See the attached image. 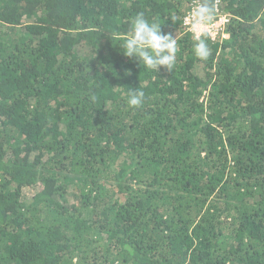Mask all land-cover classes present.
<instances>
[{
    "label": "trees",
    "instance_id": "obj_1",
    "mask_svg": "<svg viewBox=\"0 0 264 264\" xmlns=\"http://www.w3.org/2000/svg\"><path fill=\"white\" fill-rule=\"evenodd\" d=\"M192 1L0 0V264H264V0L207 60ZM138 13L171 71L123 54Z\"/></svg>",
    "mask_w": 264,
    "mask_h": 264
},
{
    "label": "clouds",
    "instance_id": "obj_2",
    "mask_svg": "<svg viewBox=\"0 0 264 264\" xmlns=\"http://www.w3.org/2000/svg\"><path fill=\"white\" fill-rule=\"evenodd\" d=\"M188 20L195 41L194 54L200 60H207L211 54L207 42L208 28L215 20V8L211 0H200L188 13ZM120 46L125 56L135 58L149 70L157 72L163 66L171 71L175 66L176 37L173 38L170 33H162L161 24L156 21L150 22L143 13H138L131 20L130 35ZM144 99L142 90L137 88L129 90L127 102L130 107H141Z\"/></svg>",
    "mask_w": 264,
    "mask_h": 264
},
{
    "label": "built area",
    "instance_id": "obj_3",
    "mask_svg": "<svg viewBox=\"0 0 264 264\" xmlns=\"http://www.w3.org/2000/svg\"><path fill=\"white\" fill-rule=\"evenodd\" d=\"M200 2V0H193L190 8L186 11V13L182 17V23L184 27L192 33L190 28V23L188 20V13ZM214 8H215V20L212 25L208 28V36L211 39H215L221 32L225 29L227 23L229 22V15L224 13L219 8V0H214Z\"/></svg>",
    "mask_w": 264,
    "mask_h": 264
},
{
    "label": "rangeland",
    "instance_id": "obj_4",
    "mask_svg": "<svg viewBox=\"0 0 264 264\" xmlns=\"http://www.w3.org/2000/svg\"><path fill=\"white\" fill-rule=\"evenodd\" d=\"M27 195H28V192H27Z\"/></svg>",
    "mask_w": 264,
    "mask_h": 264
}]
</instances>
